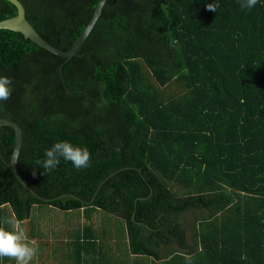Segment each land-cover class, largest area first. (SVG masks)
Returning a JSON list of instances; mask_svg holds the SVG:
<instances>
[{
	"label": "trees",
	"instance_id": "trees-1",
	"mask_svg": "<svg viewBox=\"0 0 264 264\" xmlns=\"http://www.w3.org/2000/svg\"><path fill=\"white\" fill-rule=\"evenodd\" d=\"M18 1L68 52L99 0ZM241 2L107 0L69 60L1 30L0 76L13 92L0 119L22 131L16 170L37 196L9 169L15 135L0 127V227L29 220L37 239L33 210L47 207L72 213L69 243L104 258L108 236L127 255L169 247L176 258L178 247L200 263L264 264V0ZM16 14L0 0V22ZM60 141L87 147L91 166L37 164Z\"/></svg>",
	"mask_w": 264,
	"mask_h": 264
},
{
	"label": "crops",
	"instance_id": "crops-1",
	"mask_svg": "<svg viewBox=\"0 0 264 264\" xmlns=\"http://www.w3.org/2000/svg\"><path fill=\"white\" fill-rule=\"evenodd\" d=\"M35 210V209H34ZM36 210H39L38 208ZM57 215L56 212L48 210L45 211L43 216H54ZM36 218L37 225L40 226L39 230H36V238L38 239H28L30 244H33L37 248V254L30 262V264H220L219 258H213L212 261L200 263L195 260L194 253L187 255L185 250H181L178 247H175L173 253H178L179 257H171L166 255V250L169 247H164L160 250L159 257L155 256H146L139 254L129 253L124 254L122 247L117 245V242L113 238H108V236H103V245L106 244L104 240L109 239L107 247L109 253L112 254V257H103L100 254L99 247H90L89 251L80 250V244L78 242L69 243V238H71V231H73L74 226L77 225L78 220L74 221V224L65 226V220L60 221V218L54 219L51 218L50 221H53V224L44 225L43 219L37 215H33ZM28 221H24V227L27 229V236H29L28 230ZM54 228L57 230L55 231ZM39 233V234H38ZM49 234V237H44L43 235ZM106 235V234H105ZM61 236V237H59ZM63 236V237H62ZM81 242V241H80ZM76 243V245H70ZM100 246V245H99ZM102 246V245H101ZM102 247V248H103ZM80 252L81 255H80ZM179 257V258H178ZM174 259V260H173ZM0 264H16L15 260L9 259L4 260L0 258Z\"/></svg>",
	"mask_w": 264,
	"mask_h": 264
},
{
	"label": "clouds",
	"instance_id": "clouds-1",
	"mask_svg": "<svg viewBox=\"0 0 264 264\" xmlns=\"http://www.w3.org/2000/svg\"><path fill=\"white\" fill-rule=\"evenodd\" d=\"M258 0H242V9H252ZM216 4L208 5L210 11H216ZM13 81L7 76H0V104L7 102L13 92ZM43 161L37 160V164L51 172L58 168L61 158L65 162H71L76 170L91 166V153L87 147L73 146L68 141L56 142L44 153ZM35 174V173H34ZM5 224L11 226V230L0 227V258H9L16 264H30L37 254V248L28 242V236L24 228V221L20 219H6Z\"/></svg>",
	"mask_w": 264,
	"mask_h": 264
},
{
	"label": "water",
	"instance_id": "water-1",
	"mask_svg": "<svg viewBox=\"0 0 264 264\" xmlns=\"http://www.w3.org/2000/svg\"><path fill=\"white\" fill-rule=\"evenodd\" d=\"M10 4H12L16 10L17 14L16 16L6 19L4 21L0 22V31L6 30V31H12L15 33H20L25 39L30 40L31 42L35 43L38 47L46 50L47 52L58 56L60 58H65L67 60L71 59L78 49L82 46L88 35L90 34L91 30L93 29L95 23L97 22L98 18L101 15L102 8L107 0H99L93 15L83 30V32L80 34L76 42L74 43L71 50L68 52H61L58 49L54 48L53 46L49 45L47 42H45L34 30V28L29 24V22L25 18V10L21 3L18 0H6ZM0 127H9L14 131L15 135V144L14 149L12 151L10 163H9V169L13 173L16 180L24 187L25 190L31 192L33 195L37 196L34 192L31 191V189L25 184V182L21 179L19 176L16 165H17V159L20 153V148L22 144V131L20 127L7 119H0Z\"/></svg>",
	"mask_w": 264,
	"mask_h": 264
},
{
	"label": "rangeland",
	"instance_id": "rangeland-1",
	"mask_svg": "<svg viewBox=\"0 0 264 264\" xmlns=\"http://www.w3.org/2000/svg\"><path fill=\"white\" fill-rule=\"evenodd\" d=\"M39 210H33V215H37L38 217H42L41 219H43V223H44V225H48V224H53V221H50L51 220V218L53 217V216H43V214H45V211H47V207H41V208H38ZM70 215H71V219H72V213H69ZM69 214H62L61 212H57V216L60 218V221L61 222H63L64 220H66V216L67 215H69ZM74 215V214H73ZM56 215L54 214V217H55ZM73 220L74 221H76L77 220V218L76 217H74L73 219H72V222H71V226L74 224V222H73ZM70 226V227H71ZM54 230L56 231L57 229L56 228H54ZM59 237H61V236H59ZM63 237V236H62ZM39 237H38V235H37V239H38Z\"/></svg>",
	"mask_w": 264,
	"mask_h": 264
}]
</instances>
